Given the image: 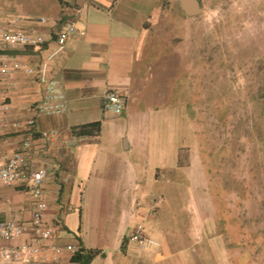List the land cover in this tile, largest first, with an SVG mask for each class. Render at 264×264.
<instances>
[{
	"label": "crops",
	"instance_id": "obj_1",
	"mask_svg": "<svg viewBox=\"0 0 264 264\" xmlns=\"http://www.w3.org/2000/svg\"><path fill=\"white\" fill-rule=\"evenodd\" d=\"M197 1L201 9L203 0ZM197 15H188L182 0H0V31L46 39L39 50L0 47V64L35 66L55 48L64 22L75 21L80 30L50 64L64 91L66 112L36 114L42 86L35 76L22 70L0 74V103L10 106L0 113V153L17 149L29 132L26 121L36 119L32 133L38 147L31 177L39 168L48 171L42 184L45 221L59 224L58 243L97 252L87 263L63 252L57 262L48 259L45 264H202L205 238L219 233L215 221L207 219L206 206L196 203L206 191L194 187L191 162H179L181 150L191 146L174 147L159 139L162 131L172 136L178 124H190L173 38L183 34L175 31V20L186 25ZM105 89L125 97L120 114L103 109ZM130 107L132 115L126 118ZM95 122L98 132L77 133L80 126ZM49 131H54L52 138ZM41 145L45 152L38 149ZM3 188L9 192L0 201V220L28 224L31 198L26 188ZM73 206L80 210L81 226L79 236L70 240L64 221ZM84 210L94 213L92 222L87 218L91 236L82 231ZM139 223L155 243L140 248L128 239Z\"/></svg>",
	"mask_w": 264,
	"mask_h": 264
},
{
	"label": "rangeland",
	"instance_id": "obj_2",
	"mask_svg": "<svg viewBox=\"0 0 264 264\" xmlns=\"http://www.w3.org/2000/svg\"><path fill=\"white\" fill-rule=\"evenodd\" d=\"M209 1L188 24L175 20L183 34L173 38V55L190 124H178L172 136L162 131L159 139L191 146L181 150L179 162H191L194 187L206 191L196 203L206 206L219 233L205 238L201 263L264 264V112L257 100L264 79V0ZM8 192L0 189L1 202ZM90 213L82 217L87 236ZM66 215L65 236L75 240L80 210Z\"/></svg>",
	"mask_w": 264,
	"mask_h": 264
},
{
	"label": "built area",
	"instance_id": "obj_3",
	"mask_svg": "<svg viewBox=\"0 0 264 264\" xmlns=\"http://www.w3.org/2000/svg\"><path fill=\"white\" fill-rule=\"evenodd\" d=\"M39 21L47 20L40 17ZM77 32L80 30L75 21L64 22L56 34L55 48L35 66L20 62L11 65L0 64V74L22 70L35 76L42 86V96L34 104L36 114L55 115L66 112V97L58 80L51 73L50 64L65 49L67 39ZM45 41V37L41 34L0 31L2 48L20 46L39 50ZM125 102V97L112 89H105L102 94L103 109L113 115L122 112ZM9 107L8 103L1 102L0 113L8 111ZM13 126L16 127L18 124L14 123ZM24 128L29 132L23 137L19 147L10 153H0V189L11 186L25 187L31 198V217L28 224L11 219L0 220V264H45L48 259L55 263L63 252L76 254L83 248L80 244L58 243L59 224H49L45 221L48 204L44 199L42 184L48 171L39 168L36 175L31 177L33 151L38 147L32 133L36 128V119H28ZM53 135L54 131L48 132L49 138ZM38 149L45 152V147L42 145ZM128 239L140 248L155 243L140 223L132 228Z\"/></svg>",
	"mask_w": 264,
	"mask_h": 264
},
{
	"label": "trees",
	"instance_id": "obj_4",
	"mask_svg": "<svg viewBox=\"0 0 264 264\" xmlns=\"http://www.w3.org/2000/svg\"><path fill=\"white\" fill-rule=\"evenodd\" d=\"M258 91V96L259 98L257 100H259L262 110L264 112V79H263V84L260 85V87L257 89ZM188 108L190 109L189 105ZM99 122H95V123H91V124H86L83 126H80L77 130V133L79 134H87V133H96L99 130ZM97 254V252L95 250H81L80 252L74 254V259L77 260H82L84 261V263L89 262L95 255Z\"/></svg>",
	"mask_w": 264,
	"mask_h": 264
},
{
	"label": "water",
	"instance_id": "obj_5",
	"mask_svg": "<svg viewBox=\"0 0 264 264\" xmlns=\"http://www.w3.org/2000/svg\"><path fill=\"white\" fill-rule=\"evenodd\" d=\"M182 7L188 15H196L201 12L197 0H182Z\"/></svg>",
	"mask_w": 264,
	"mask_h": 264
}]
</instances>
